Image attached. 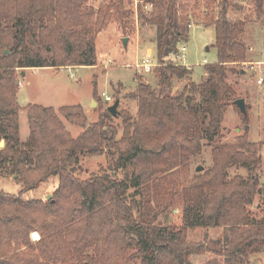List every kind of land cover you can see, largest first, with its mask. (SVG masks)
Returning <instances> with one entry per match:
<instances>
[{"label":"trees","instance_id":"obj_1","mask_svg":"<svg viewBox=\"0 0 264 264\" xmlns=\"http://www.w3.org/2000/svg\"><path fill=\"white\" fill-rule=\"evenodd\" d=\"M144 2L151 3L144 19L157 29V62L151 70L158 89L135 77L128 96L136 100V116L126 109L112 116L105 108L87 123L79 103L57 108L28 103L23 108L29 134L21 140L17 92L22 67L96 64L98 33L111 19L121 24L129 11L124 0H105L97 7L86 0H0V167L16 174L20 185L16 192H0V264H130L136 256L130 248L139 252V264H193L191 255L206 252L215 255L206 264H260L252 255L264 257V208L258 218L248 208L258 193L264 196L257 174L261 143L250 141L246 131L234 142L216 141L230 105L248 122V113L234 104L235 97L230 99L235 92L226 80L229 64L246 60L242 34L247 21L227 16L229 0L207 5L203 24L214 26L218 60L205 64L202 81L189 80L174 90L175 79L192 74L174 59L188 38L189 15L197 5L193 0ZM254 6L262 17L263 0H255ZM29 36L51 52L50 59L31 57ZM59 114L83 130L73 137ZM112 117L122 118L119 138L113 127L108 134L106 120ZM106 139L113 171L79 177V155L103 153ZM205 145L211 146L212 165L194 172L178 189L173 171L186 167ZM126 165L132 167L130 175L117 178L116 170ZM234 165L246 168L247 175L229 177L228 168ZM52 176V198L27 195L26 190ZM130 186L137 188L138 197L128 193ZM176 198L182 203L181 224L159 223V214ZM211 227H222L221 234L188 239L189 229ZM32 229L41 234L35 245L28 239ZM21 241L30 252L16 251Z\"/></svg>","mask_w":264,"mask_h":264},{"label":"rangeland","instance_id":"obj_2","mask_svg":"<svg viewBox=\"0 0 264 264\" xmlns=\"http://www.w3.org/2000/svg\"><path fill=\"white\" fill-rule=\"evenodd\" d=\"M105 0H86L87 5L97 7ZM196 7L191 9L189 15V25L186 31L188 38L179 46L180 49L177 60L192 69V74L186 78L175 79L173 81L174 90H180L189 80L200 82L203 80L205 64L213 63L218 60L217 49L215 46V29L213 25L203 24L207 5L217 7L220 0H193ZM255 0H229L227 5V16L231 19L245 18L246 25L242 39L248 46L246 60L240 64H229L226 80L234 89V97H244L248 107V122H242L238 111L230 105L224 112L221 121L222 137L216 139L223 142H234L238 135L245 131L250 141L260 142L259 155L261 162L257 168V174L261 183H264V79L258 82V78L264 73V14L257 17L255 12ZM264 4V0H263ZM125 8L129 11L123 22L119 24L111 19L108 25L100 31L96 38L97 64L81 66H60V67H29L26 75L19 76L21 86L18 85L17 101L22 107L19 120V137L25 140L29 134V125L26 109L23 108L28 103H40L57 108L64 104L79 103L82 105L87 117V123L96 120L105 110L108 104L112 103L116 97L120 98L118 110L126 109L132 116H136V100L128 96L136 86V76L143 81L149 82L155 89H158L157 82L152 70L145 71L136 66V61L142 62L148 48L152 49L151 59L153 65L157 59L155 55V40L157 29L148 24L144 17H148L150 6L144 0H124ZM141 7L143 16L139 12ZM219 10L218 8L216 9ZM264 10V7H263ZM127 37L126 44L122 42V37ZM29 53L34 59H50L51 52L42 48L34 36L28 37ZM39 55V58H38ZM137 62V63H138ZM26 69L27 67H22ZM21 69V68H19ZM264 77V75H263ZM109 95L110 100H105L104 96ZM93 99L96 100L94 104ZM23 111V112H22ZM66 129L73 137H76L83 126L68 121L63 115L59 114ZM109 125L108 134L112 132V127L116 129V137L122 134V118L112 117L107 119ZM246 126L248 128L245 130ZM2 140V139H1ZM108 139L104 140L105 150L101 154L91 155L83 153L79 155L76 174L85 178L91 174H98L104 171L112 172L113 160L108 148ZM3 145H0L2 147ZM111 151V150H110ZM197 165H202L203 171L212 165L211 146L205 145L198 155L190 157L186 167L176 168L172 176L179 181V188L187 184ZM132 167H125L116 170V177L122 178L129 176ZM247 175V170L239 165L228 168V176L235 174ZM115 174V172L113 173ZM56 177L52 176L49 180L43 181L39 186L26 190L27 195L32 199L41 201L49 200L46 195L50 193L53 197V183ZM20 188L16 180V174L5 171L0 167V192H16ZM136 187L130 186L129 194L138 197ZM177 189V190H178ZM174 205L158 216L161 224H181L182 203L176 198ZM251 213L255 217H261L264 208V196L258 193L251 204L248 205ZM222 227L191 228L188 230V239L200 241L205 238H214L221 234ZM37 234V236L34 235ZM40 232L37 229L29 231L28 239L30 244L35 245L40 239ZM14 245V242H11ZM16 251L23 253L30 252L28 245L20 242ZM88 253L93 252V248H88ZM129 253H135V258L130 264H139V252L135 248H130ZM215 257L214 254L206 252L203 254L191 255L193 264H206L208 260ZM252 259L264 264L263 254L252 255ZM74 260L66 262L48 261V264H70ZM88 264V261H85Z\"/></svg>","mask_w":264,"mask_h":264},{"label":"water","instance_id":"obj_3","mask_svg":"<svg viewBox=\"0 0 264 264\" xmlns=\"http://www.w3.org/2000/svg\"><path fill=\"white\" fill-rule=\"evenodd\" d=\"M126 41H127V37H123L122 38V42L123 44L125 45L126 44ZM6 52H8V50H6ZM21 75L23 76L24 75V69H22L21 71ZM93 102L94 104L96 103V100L93 99ZM234 104H236L239 108V110L243 113V114H247V108H246V104H245V99L244 97H237L233 100ZM120 103V98L119 97H116L114 99V101L110 104L107 105L106 109L109 111V113L112 115V116H115L118 114L119 110H118V105ZM248 128V126H246V129ZM0 145H4V139L0 140ZM202 165H197L195 167V170L196 171H200L202 169ZM50 193H48L46 195V198L49 199L50 198Z\"/></svg>","mask_w":264,"mask_h":264},{"label":"built area","instance_id":"obj_4","mask_svg":"<svg viewBox=\"0 0 264 264\" xmlns=\"http://www.w3.org/2000/svg\"><path fill=\"white\" fill-rule=\"evenodd\" d=\"M147 5L151 6V3H148ZM180 49H184V47L181 46ZM177 57H178V55H177ZM150 59H151V54L147 53V54L144 55L142 62L141 63H139V62L136 63V66L140 67V68H143L145 71H150L152 69V67L154 66L152 64V62H150ZM263 75H264V73L262 74V76H260L258 78L257 81L259 83L262 82V80L264 79ZM18 85L21 86V81H18ZM104 98L107 101L111 99V97L109 95H105Z\"/></svg>","mask_w":264,"mask_h":264},{"label":"crops","instance_id":"obj_5","mask_svg":"<svg viewBox=\"0 0 264 264\" xmlns=\"http://www.w3.org/2000/svg\"><path fill=\"white\" fill-rule=\"evenodd\" d=\"M102 31V30H101ZM100 33H98V35H99ZM97 35V36H98ZM122 37V36H121ZM123 38V37H122ZM147 53H150V54H152V49L151 48H148V50H147V52L145 53V54H147ZM138 61H136V63H137ZM135 63V64H136ZM97 64V63H96ZM96 64H94V65H96ZM48 67H52V66H48ZM73 67V66H72ZM29 67H27L26 69H24V75H26V70L28 69ZM53 68H55V67H53ZM23 75V76H24ZM20 105V104H19ZM22 106V105H21ZM23 112V111H22ZM20 115H21V111L19 112V120H20ZM19 130H20V127H19Z\"/></svg>","mask_w":264,"mask_h":264},{"label":"bare ground","instance_id":"obj_6","mask_svg":"<svg viewBox=\"0 0 264 264\" xmlns=\"http://www.w3.org/2000/svg\"><path fill=\"white\" fill-rule=\"evenodd\" d=\"M34 235H35V236H37V234H36V233H34Z\"/></svg>","mask_w":264,"mask_h":264}]
</instances>
